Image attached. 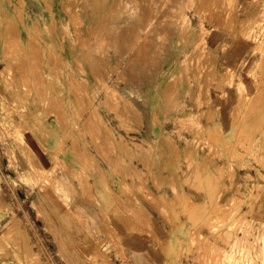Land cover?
Wrapping results in <instances>:
<instances>
[{
    "label": "rangeland",
    "instance_id": "374dc122",
    "mask_svg": "<svg viewBox=\"0 0 264 264\" xmlns=\"http://www.w3.org/2000/svg\"><path fill=\"white\" fill-rule=\"evenodd\" d=\"M69 3L0 0V264L121 257L116 230L72 214L60 179L86 193L93 183L99 200L91 202L116 223L133 203L124 197L131 185L148 184L149 170L137 165L150 167L144 145L172 133L191 136L189 146L225 147L252 181L232 207L212 201L204 222L184 223L192 231L172 235L173 255L188 249L195 264H264V0H108L101 12L93 0ZM219 28L229 34L226 51L240 52L226 64L213 41ZM221 83H239L244 100L224 127L212 110L185 104ZM169 141L159 161L174 156ZM103 167L112 196L98 186ZM59 210L73 222L59 227ZM62 228L71 240H61Z\"/></svg>",
    "mask_w": 264,
    "mask_h": 264
},
{
    "label": "crops",
    "instance_id": "0c3cea01",
    "mask_svg": "<svg viewBox=\"0 0 264 264\" xmlns=\"http://www.w3.org/2000/svg\"><path fill=\"white\" fill-rule=\"evenodd\" d=\"M245 22L247 25L255 26L259 21ZM225 39H229L227 32L220 28L215 30L213 41L220 43V45H216V48L219 49L217 54L223 64L229 62V55L237 57L240 53L235 48L237 56L231 49L227 52L228 47H223ZM223 84H220L221 88L217 87L218 85H213L212 88H215L217 92L212 95L206 94L197 98L193 92L191 99L187 100L185 104L187 106L202 105L205 115L211 114L212 110L215 115L214 121L224 127L227 122L231 121V111L236 106H242L244 100L240 99L237 94L239 83L236 85ZM149 132L145 139L155 141L152 131L149 130ZM184 137L185 139L183 137L180 139L176 133L164 134L156 138V142H159L158 145H144L145 153H150L151 160L145 159L146 163H150V167L145 168L141 161L138 164L135 162V165H138L141 173L149 170L147 172L149 174L148 184L142 189L136 183L133 185L130 183L132 195L124 197L132 199L133 203H127L121 207L122 209H119V213L125 210V215L124 213L120 214L116 223L113 220L112 214L114 213L106 218L104 215L105 206L102 205L101 208L104 210H100L94 202H91L94 200L93 195L99 200L98 195H95L93 183H91L92 192L87 184L89 191L86 193L78 187L79 184L74 180L61 177L63 186L67 188L68 200L71 205L69 210L72 214L84 217L92 227L103 226L116 230L119 242L114 243V246L121 252V257L115 256L113 251L111 252L113 261L106 264H195L189 260L191 255L188 253V249L181 258H176L173 255L172 235L189 231V228L183 225L184 223L204 222L206 214L203 206L209 205V202H216V205L218 202H222L226 207H232V202H236L239 196L246 193L247 188L252 185L249 173L239 165V161H232L229 158L225 147H211L202 141H194V144L189 146L187 140L191 136ZM170 139L173 140L171 149L174 156L165 157L159 161L157 155L163 151H160L158 147L163 140L170 143ZM165 152L168 153L167 150ZM102 170L107 179L102 183L98 182V186L102 187H100L101 190L106 189V195L111 193L112 196L109 172L105 167ZM195 170L197 173H194ZM252 173L257 176L256 171L252 170ZM100 211H102V215ZM59 213V227H65V221L73 222V219L67 217V213L61 210ZM180 227L184 230L179 229ZM191 231L190 228L189 232ZM199 231H205L204 226L200 227ZM61 233V240H71L72 235L67 229L62 228ZM61 240H55V244L52 245L56 250L60 249L59 242L61 243Z\"/></svg>",
    "mask_w": 264,
    "mask_h": 264
},
{
    "label": "bare ground",
    "instance_id": "6f19581e",
    "mask_svg": "<svg viewBox=\"0 0 264 264\" xmlns=\"http://www.w3.org/2000/svg\"><path fill=\"white\" fill-rule=\"evenodd\" d=\"M70 1V3H69V5H70V9H72L74 6H75V0H69ZM94 1V5H96V7L98 8V10L101 12V10L103 9V7L106 5V2L108 1V0H93ZM66 6V5H65ZM92 6V5H91ZM29 7V6H28ZM77 8V7H76ZM106 8V7H105ZM18 10V9H17ZM86 10V9H85ZM105 13H106V11H105ZM104 14V13H103ZM116 15H118V14H116ZM115 15V16H116ZM101 16V15H100ZM102 17V16H101ZM115 17H113V19H114ZM99 19V18H98Z\"/></svg>",
    "mask_w": 264,
    "mask_h": 264
}]
</instances>
